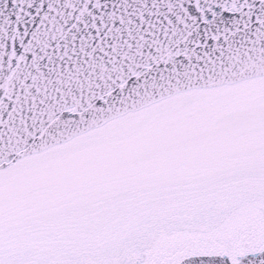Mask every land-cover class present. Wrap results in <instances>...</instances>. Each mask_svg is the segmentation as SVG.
Wrapping results in <instances>:
<instances>
[{
  "label": "snow or ice",
  "instance_id": "6c2138e0",
  "mask_svg": "<svg viewBox=\"0 0 264 264\" xmlns=\"http://www.w3.org/2000/svg\"><path fill=\"white\" fill-rule=\"evenodd\" d=\"M0 264H264V0H0Z\"/></svg>",
  "mask_w": 264,
  "mask_h": 264
}]
</instances>
